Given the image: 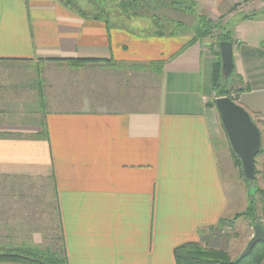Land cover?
Listing matches in <instances>:
<instances>
[{"label": "crops", "instance_id": "obj_1", "mask_svg": "<svg viewBox=\"0 0 264 264\" xmlns=\"http://www.w3.org/2000/svg\"><path fill=\"white\" fill-rule=\"evenodd\" d=\"M185 1L231 33L232 70L220 72L232 77L222 86L239 91L229 97L264 127V0ZM98 11L0 0V180L43 185L21 194L34 201L16 224L26 231L14 234L8 215L5 236L42 249L58 232L68 264H176L173 250L189 243L237 258L253 231L241 248L218 236L236 224L218 221L237 213L221 163L238 174L211 106L219 45L213 36L191 43L196 15L161 11L195 29L178 37L167 24L158 37L137 19L109 22Z\"/></svg>", "mask_w": 264, "mask_h": 264}, {"label": "trees", "instance_id": "obj_2", "mask_svg": "<svg viewBox=\"0 0 264 264\" xmlns=\"http://www.w3.org/2000/svg\"><path fill=\"white\" fill-rule=\"evenodd\" d=\"M105 5V2L104 4ZM108 8L107 6H105ZM195 5L189 3L185 0H172L169 2H162L160 0H122L117 3L115 9L125 18L126 21L140 19L146 17L143 14V11H163V10H172L178 13L187 14L190 16H195ZM106 9L101 10L104 12ZM197 16V27L195 29L194 37L191 40V43L197 40H202L207 37L213 36L215 43L214 45H219L222 42L231 43V33L224 28H222L218 23L207 19L204 16ZM166 17V16H165ZM159 17L156 14L152 15V32L155 36L163 35V32L168 30V26L172 27V31L177 32L176 29L184 31L187 27L181 22V20H174V18H165ZM106 22V21H105ZM151 32V33H152ZM213 35L214 33H216ZM220 53H217L219 59ZM87 61H101V60H89L81 59L77 62H87ZM163 62L157 61L153 62L151 66L155 68L158 72L161 70ZM222 63H216L215 72H214V82H213V91L216 93L217 97H229L231 94L237 95L239 91L227 90L220 83ZM226 72H230L231 68H224ZM236 102V97H230ZM214 107V102L211 105ZM215 108V107H214ZM253 121V120H252ZM254 122V121H253ZM256 124V122H254ZM261 134V133H260ZM41 139L47 136L46 131H41ZM264 155V149L262 148L260 153L256 155L254 163L256 164V159ZM234 159L235 165L240 168V164ZM241 172V171H240ZM259 172L255 168V184L256 190L253 196L249 197L246 209L236 215L233 220H228L221 218L217 223V228L231 227L234 225L238 218H245L251 222V226L254 225L257 216L258 222L264 227V189L259 187L257 184V177ZM242 176V175H241ZM244 180V179H243ZM245 182V181H244ZM246 183V182H245ZM173 255L176 264H262L264 263V245L258 243L252 249L251 253L244 257L239 258L238 256L235 259H230V257L223 251L212 249L208 247H201L196 243L184 244L176 247L173 250ZM0 263H17V264H68L67 258L65 255L64 247L62 245L61 251L59 253L50 250L49 248L41 249L33 245H1L0 244Z\"/></svg>", "mask_w": 264, "mask_h": 264}, {"label": "rangeland", "instance_id": "obj_3", "mask_svg": "<svg viewBox=\"0 0 264 264\" xmlns=\"http://www.w3.org/2000/svg\"><path fill=\"white\" fill-rule=\"evenodd\" d=\"M70 1H71V6H73L77 10L79 9V10H82L83 12H86V13H87V10L88 11L94 10V12H95L98 10L106 9L101 14V16L104 18V20L108 19L109 22L115 21L119 24H121V23L122 24L123 23L128 24V21H126L125 18L121 14H119L118 10L115 9L117 3L122 1V0H70ZM93 2L96 3L97 5L96 4H87V3H93ZM103 2H105V5H102ZM105 6H107L108 8H106ZM143 14L145 16L146 15L147 16L143 17L140 20L137 19V21H133V23L134 22L138 23V21L141 22L142 26L144 27V32L145 31L150 32V30H152L153 25L151 22L152 20L150 18L152 15L156 14L159 17H162V15H163V17H165L164 16L165 14H162V12L160 10H157V11H151V10L145 11L144 10ZM113 17H117V18L120 17V18L114 20ZM167 18H170V17H167ZM130 22H131V20H130ZM193 29H195V27L190 24V25H188V28L184 29V30L188 33L189 32L193 33ZM176 31L177 32H174V34H176L175 36L179 37L180 33H182V32L180 29H176ZM215 34L216 33H214L213 35H215ZM231 77H232V75H228L226 77V79L223 80L222 76H220L221 85L224 84L226 87H229V82L231 80ZM28 114H30V113H28ZM250 116H251L252 120L254 122H256V125H257L260 133H262L264 131V127L260 124L261 123L260 119L258 117L252 116V115H250ZM27 117L28 116L25 115L23 117H20V119L18 117L17 118L19 120H21L22 118L27 119ZM14 122H18V121L15 119ZM19 122H21V121H19ZM260 128L262 129V132H261ZM259 162H260V158L257 159L256 164H259ZM221 165H222L221 166V177L223 178V183H224V188H225L227 198L229 199V202L232 206V209H234L237 212L230 219V220H233V218L236 215L242 213L245 210V209L243 210V208L245 207V205L249 201L248 192H247L248 188H247V184L243 180V177H241L239 172H238V171H241L240 168L237 167L238 169H236V170H237L238 174H235V172H233L230 167L228 169L226 168L225 163L224 164L221 163ZM256 170H257V168H256ZM259 180L260 179L257 178L258 186L264 189V187L260 185ZM41 186H43V185H41L40 182H38V181L26 182L24 180H17V181H6L5 179L0 180V244L1 245H6V244L14 245V246L22 245V244H19L20 241H15L16 238H18V237H15L13 235V238H15L13 240L12 238L8 239L5 236L6 224L10 225V223H6V220L8 218V215L11 218V216L13 214H15L16 216H15L14 223H15V225L19 224V226H21V222H22L21 218L24 215V213L28 211L27 208L26 207L24 208V205H22V204L26 203L27 200H29V201H27L29 204L34 202V201L29 199L30 197H27V196L26 197L28 199H23L24 196H22V195H26L27 192L29 193V191H33V190H36L37 191L36 193L38 194L39 193L38 191L41 190V188H42ZM11 190L15 191V192H13L15 197L12 196V197H14L12 199H10L11 198V196H10ZM36 193H35V195H36ZM9 205H10V207H11V205H14V206H12V208H9V207H7ZM25 209L27 211H25ZM241 210H243V211H241ZM39 214H40V212H38V214L36 215L37 219L38 218L41 219L43 217V216H41V218H40ZM7 222H8V220H7ZM40 223H42V222H40ZM45 223H46V221H45ZM247 225H248V228H247ZM251 225L252 224L249 220L241 217V218H238L236 220V224L234 225V227L232 226L233 227L232 230H230V229L221 230L220 233L218 234V236L220 238H222V241H228V243H230V245H229L230 248H236L235 245L237 243L241 245L240 246V248H241L248 241V238L246 237V233L249 232V228H252ZM17 228L18 229L14 232V234H17L18 232L20 234H22L26 231V229L23 230L21 227L17 226ZM245 228H247L248 230H246ZM8 232L10 233V229ZM59 236L60 235L57 232V235H56L54 242H52V243L47 242V243L43 244L42 249L49 248L50 250L59 253L61 251V247H62L61 246V240L57 239V237H59ZM20 237H22V235ZM20 237H19V239H20ZM11 239H12V241H11ZM236 254H237V251H234V253H231V255H230L231 258H235V256H237Z\"/></svg>", "mask_w": 264, "mask_h": 264}, {"label": "water", "instance_id": "obj_4", "mask_svg": "<svg viewBox=\"0 0 264 264\" xmlns=\"http://www.w3.org/2000/svg\"><path fill=\"white\" fill-rule=\"evenodd\" d=\"M219 50L222 67L231 68L233 66L232 44L222 42L219 44ZM214 107L230 150L240 164L242 177L247 184L248 195L253 196L256 190L254 161L262 149L260 131L249 113L230 97L216 98ZM255 219L256 221L252 226L253 236L239 258L248 256L258 243L264 245V227L258 222L257 216Z\"/></svg>", "mask_w": 264, "mask_h": 264}]
</instances>
